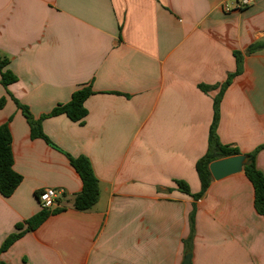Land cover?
Instances as JSON below:
<instances>
[{
	"label": "crops",
	"instance_id": "obj_1",
	"mask_svg": "<svg viewBox=\"0 0 264 264\" xmlns=\"http://www.w3.org/2000/svg\"><path fill=\"white\" fill-rule=\"evenodd\" d=\"M0 0V57L17 81L1 84L0 126L9 123L23 182L0 195V249L16 226L58 192L64 210L0 254L4 264H184L195 211L192 264H264V216L244 170L204 195L196 170L206 155L215 99L226 89L217 134L248 155L264 146V0ZM91 85L84 123L44 119L51 144L31 137L12 95L39 118ZM202 87H204L202 89ZM207 89V90H204ZM10 94V95H9ZM68 155L85 156L100 200L74 208L83 183ZM264 175V149L256 159ZM183 181L192 195L181 192ZM56 206V207H57Z\"/></svg>",
	"mask_w": 264,
	"mask_h": 264
},
{
	"label": "trees",
	"instance_id": "obj_2",
	"mask_svg": "<svg viewBox=\"0 0 264 264\" xmlns=\"http://www.w3.org/2000/svg\"><path fill=\"white\" fill-rule=\"evenodd\" d=\"M264 51V41L253 44L247 50V54H255ZM237 70L231 74L221 87L220 94L215 99V114L214 121L210 129L208 151L204 157H202L196 165V170L199 175L202 190L198 195H193L195 199L201 198L204 193L209 189L213 182L209 166L211 163L228 157L241 155L240 151L236 148L223 145L217 134V128L220 121V104L226 89L232 84L234 79L243 72L244 55L241 52L235 53ZM9 60L0 57V71L2 73L1 84L7 88L10 84L16 82L18 79L11 71H4L8 66ZM204 87H202L203 89ZM207 90V89H204ZM94 94L91 85L82 87L74 92L72 99L67 104H60L55 107L51 112L36 118L30 109L22 105L12 95L10 97L16 102L18 107L22 110L25 116L33 139H44L51 144V141L44 134L42 128V122L44 119L56 117L59 115H66L74 122L84 123L85 118L88 115L86 108V101ZM7 103V98L0 100V109L4 108ZM13 136L9 126V123L0 126V195L8 199L16 192L19 186L23 182V177L14 169V152H13ZM264 149V146L258 148L256 151L246 155L248 157V164L244 167V173L249 181L252 183L255 191V209L259 215L264 216V175L258 169L256 159L258 153ZM72 167L76 170L80 176L83 188L82 191L75 197L74 208L77 211H89L100 200L101 189L100 181L94 174L91 162L85 156L73 157L68 155ZM178 189L188 195H192L190 187L183 181L176 182ZM39 202V193L36 194ZM41 204V203H40ZM42 206V205H41ZM63 208L56 207L54 209H46L42 207V210L38 212L27 222V228L22 224L16 226V232L8 236L1 249L0 254L7 251L16 241L21 239L27 232L34 231L39 228L49 217L59 214L63 211ZM195 211L191 216V236L186 242L188 255H191L192 240L194 236L195 228ZM0 264H4L0 261Z\"/></svg>",
	"mask_w": 264,
	"mask_h": 264
},
{
	"label": "water",
	"instance_id": "obj_3",
	"mask_svg": "<svg viewBox=\"0 0 264 264\" xmlns=\"http://www.w3.org/2000/svg\"><path fill=\"white\" fill-rule=\"evenodd\" d=\"M248 164L246 155H238L233 157L217 160L210 164L209 169L214 180L220 181L230 176L241 173ZM184 264H192V255H187Z\"/></svg>",
	"mask_w": 264,
	"mask_h": 264
},
{
	"label": "built area",
	"instance_id": "obj_4",
	"mask_svg": "<svg viewBox=\"0 0 264 264\" xmlns=\"http://www.w3.org/2000/svg\"><path fill=\"white\" fill-rule=\"evenodd\" d=\"M237 3V7H233L230 4H226L224 9L226 12H232L234 9L242 10L245 7L251 5L252 0H235ZM58 198V192L55 189H45L39 194L40 203L43 208L46 209H54L56 208V200Z\"/></svg>",
	"mask_w": 264,
	"mask_h": 264
}]
</instances>
